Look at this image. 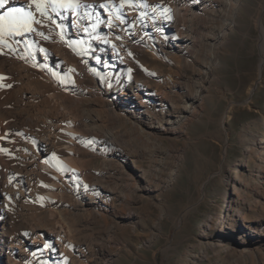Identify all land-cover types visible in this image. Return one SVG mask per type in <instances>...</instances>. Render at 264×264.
<instances>
[{"label":"bare ground","instance_id":"bare-ground-1","mask_svg":"<svg viewBox=\"0 0 264 264\" xmlns=\"http://www.w3.org/2000/svg\"><path fill=\"white\" fill-rule=\"evenodd\" d=\"M30 3L9 0L0 12ZM59 3L55 10L49 4L47 17L32 5L35 30L0 43V264H117L141 236L136 221H148L157 208L147 235L149 246L155 243L167 207L162 195H151L176 185L185 162L178 142L204 116L245 6ZM139 53L169 61L170 74L131 78ZM246 137L255 175L231 171L237 199L215 223L213 238L214 221L203 222L205 239L180 264H204L224 234L237 244L213 250V264H264V133Z\"/></svg>","mask_w":264,"mask_h":264},{"label":"rangeland","instance_id":"rangeland-1","mask_svg":"<svg viewBox=\"0 0 264 264\" xmlns=\"http://www.w3.org/2000/svg\"><path fill=\"white\" fill-rule=\"evenodd\" d=\"M244 4L239 24L221 55L204 116L190 124L186 141L178 142L185 162L176 185L166 193L154 191L151 195H162L167 207L161 235L149 246L148 231L159 218L154 208L148 221H136L141 236L131 241V256L122 257L117 264H180L182 256L198 251L196 246L205 239L203 222L214 221V228L209 230L213 238L217 234L215 223L232 197L237 199L228 183L231 171L246 179L255 175L256 161L248 159L245 150L247 135L264 133V0H244ZM132 63L131 78L153 81L159 74H170L173 67L169 61L141 53L134 54ZM115 75L120 81L125 77L119 70ZM236 244L224 234L213 250L225 253ZM212 251L204 264L215 261Z\"/></svg>","mask_w":264,"mask_h":264},{"label":"snow or ice","instance_id":"snow-or-ice-1","mask_svg":"<svg viewBox=\"0 0 264 264\" xmlns=\"http://www.w3.org/2000/svg\"><path fill=\"white\" fill-rule=\"evenodd\" d=\"M8 2L9 0H0V9L5 8ZM58 3L59 0H31V3L26 7H13L8 8L4 12H0V43H7L4 39L5 37L23 35L25 32L35 30L33 29L32 24L40 23V21L35 20L33 12L29 10L32 5H35L36 12H38L41 16L47 17V8L49 4L53 10H55ZM59 6L71 7L72 5L59 3ZM102 7H106V5H102ZM40 35L43 36V33H40ZM0 79L3 78L0 77Z\"/></svg>","mask_w":264,"mask_h":264}]
</instances>
